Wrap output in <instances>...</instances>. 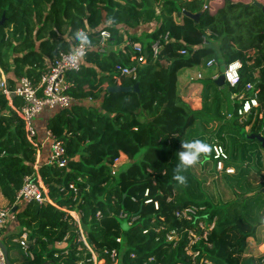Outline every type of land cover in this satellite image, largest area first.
I'll use <instances>...</instances> for the list:
<instances>
[{
    "label": "trees",
    "instance_id": "obj_1",
    "mask_svg": "<svg viewBox=\"0 0 264 264\" xmlns=\"http://www.w3.org/2000/svg\"><path fill=\"white\" fill-rule=\"evenodd\" d=\"M256 1L263 6L254 0H0V20L5 18L0 26V65L12 84L21 76L39 81L50 61L77 44L73 34L78 31L94 45L82 68L67 73L68 94L75 102L65 109L45 110L37 117L39 126L35 124L39 135L41 129H50L65 144L67 165L60 168L41 160L40 174L60 206L77 205L69 188L76 185L81 224L100 264H114L112 250L117 264H142L150 257L155 260L148 264H264V254L245 256L249 238L264 240V234H258L264 227V194L249 182L247 188L242 185L251 171L252 182L264 177L263 148L248 138L264 135V2ZM184 11L202 12L199 22ZM103 31L110 32L107 45L112 48L101 52ZM156 41L162 49L154 59L151 46ZM134 43L144 48L143 63L138 62ZM210 58L219 64L242 61L241 80L235 87H218L214 78L199 79L204 105L194 110L178 92L179 72ZM133 65L135 77L117 73L119 66ZM136 83L140 94L108 92L110 86ZM249 84L259 90V107L245 123L226 119L223 111L238 107V95L252 96ZM212 123L218 128L208 131ZM247 125L249 131L244 130ZM215 135L233 173L216 168ZM195 140L210 145L200 163L214 162V172L224 178L233 199H210L193 166L180 173L184 183L174 178L182 142ZM48 153L46 147L43 155ZM35 154L23 121L0 96V193L9 205L15 204L24 177L35 172ZM121 154L130 162L112 174L111 165ZM188 206L204 207L195 221L176 217L177 210ZM13 208L9 219L16 217L19 231L6 235V227L0 230L11 264H94L74 219L63 211L37 201ZM121 211L126 219L119 218ZM131 217L137 218L129 224ZM189 229L199 236L192 247ZM174 230L178 238L170 241L167 234ZM23 233L28 234L32 257L14 241ZM187 247L198 252L195 263Z\"/></svg>",
    "mask_w": 264,
    "mask_h": 264
},
{
    "label": "built area",
    "instance_id": "obj_2",
    "mask_svg": "<svg viewBox=\"0 0 264 264\" xmlns=\"http://www.w3.org/2000/svg\"><path fill=\"white\" fill-rule=\"evenodd\" d=\"M205 8H207L206 5ZM101 36V43L98 46V49L101 52H104L105 47L107 46V41L111 37V34L109 31H103ZM167 37L168 33L166 34L165 38ZM93 47L94 45L91 44L80 47L77 43L71 48V50L67 52H61L54 58L53 61L49 62V68L45 73L41 75L39 81H32L27 76H21L16 79L15 84H12L10 79L8 78L7 72L0 65V96H4L7 99L10 109L14 111L23 121L26 138L33 145L36 153V159L34 163L35 172L24 177L22 187L17 193L15 204L8 206L0 205V230L6 227L9 220V215L16 204H25L32 201H37L40 204L48 202L63 211L66 217H71L74 219L80 233V240H82L86 247L92 252L94 264H98L97 256L93 248L89 245L81 224V210L78 209L77 206L80 202V199H78V188L75 184H71L69 187L74 192V200H77V205L60 206L53 199H51L49 190L43 182L40 174V167L42 165L41 159L46 147H49V153L45 162L46 164L56 165L60 168H63L67 165L68 159L65 144L62 140H59L50 129L44 130L43 137L40 136L35 124L37 117L45 110L53 111L65 109L70 107L75 102V99L68 94L70 84L67 81V73L71 71H79L84 65L88 51ZM133 49L137 54L140 55V57L138 58V62L143 63V46L140 43H134ZM161 49L162 45L160 41H156L152 44L151 50L154 59H157ZM76 51L81 52L82 55L76 62L75 67H72L68 63V57L71 53ZM181 53L187 54V50L183 49L181 50ZM212 67H220V64L216 58H210L206 63V68L210 69ZM242 67L243 62L240 60H235L231 63L225 64V71L223 74L225 83L227 85L235 87L240 83ZM117 71V73H120V75H132L135 77L137 66H119ZM219 74L220 72L217 73L216 76H214V79H217ZM202 78L203 75L199 70L195 75L190 77V80L194 81ZM247 89L253 91L252 96L246 98L244 94L238 95L237 99L239 101V105L233 112L227 113V119H237L240 123H245L253 113V110L259 107V90L253 84H249L247 86ZM261 116L262 114L259 113V117ZM246 128L249 129L250 125H247ZM262 131L264 132V127ZM261 134L263 135V133ZM213 152V157L216 160L217 170L220 172L226 171L227 173H233V167L226 165L228 155L224 146L217 142L213 143ZM123 156L124 155L121 154L113 161L111 165L112 174L118 173L120 167L125 163L123 160ZM146 195H148V191L146 192ZM170 199L171 198H169V200ZM150 201L151 200H148L147 202ZM155 207L158 208L157 203H155ZM203 209L204 207L188 206L184 209L177 210L175 214L176 217L180 220L195 221L198 212ZM96 217L99 219L101 217V213L98 212L96 214ZM119 218L126 219L127 214L121 211L119 213ZM136 218L137 217H131L129 224H132L136 220ZM199 226L203 228L204 225L201 222L199 223ZM213 227L214 225L212 226V228ZM146 232L147 230L145 231V233ZM188 233V238L190 239V245L192 247V245L199 239V236L194 229H189ZM204 237H207V232L204 233ZM167 238L170 241L174 239L176 240L178 238L176 230L169 232L167 234ZM27 240L28 234L23 233L21 239H15L14 241L20 244L25 254H28L32 257V253L30 251ZM117 240L120 242L121 238H118ZM62 244L63 242L59 243V245ZM191 247H187V253L191 256L192 259H194L195 263L198 252L193 251ZM189 250L191 251L189 252ZM110 254L113 262L117 263L116 250H112ZM131 256L135 257V254L132 253ZM154 260V257H150L142 264H148V262H152ZM204 262L207 264H211L208 261H203V263ZM0 264H7L6 257L1 248Z\"/></svg>",
    "mask_w": 264,
    "mask_h": 264
},
{
    "label": "rangeland",
    "instance_id": "obj_3",
    "mask_svg": "<svg viewBox=\"0 0 264 264\" xmlns=\"http://www.w3.org/2000/svg\"><path fill=\"white\" fill-rule=\"evenodd\" d=\"M241 1H248V0H241ZM260 1L264 2V0H260ZM152 29H153V27L144 29L142 34L147 32V31H150ZM210 43L217 46V43L214 41H211ZM111 48H112V46L109 43L105 47V50H110ZM206 63L207 62H205L201 66L197 67V70L201 71L204 78H214V76H216L217 73H219V67H212V68L208 69V68H206ZM197 83H201V81L199 80V81H197ZM203 105H204V99H203ZM232 110L233 109L227 108L223 111V112H226L225 113L226 119H227V113L231 112ZM217 128H218V123H212V124L208 125V131H210V130L215 131ZM244 130L249 131V129H247V128H245ZM224 133L228 134L226 131ZM233 133H234V130L231 131L230 135ZM217 137L218 136L215 135V138H214L215 142L214 143L217 142V140H218ZM260 152H261V158H262L261 159L262 169L264 171V149ZM140 156H141V154H139L137 158H139ZM124 162L125 163L120 167V169L127 167L130 160L127 159V161H124ZM213 164H214L213 161H211V162L209 161L207 164L202 165L200 163V159H199V161L195 165H193V173L202 182L203 190L208 193V195L210 196V199H212L215 203H220V202L225 203V202L233 199L235 196L229 189L224 187V184H223L224 178L221 177L219 174L214 172ZM253 173H254V171H251L249 174L247 173L245 175L244 182L242 183L244 188H247L249 186L248 182L250 183L252 188H262V186L264 185V177L258 176L257 180L252 182L250 175ZM213 225L214 224L210 225V229L212 228ZM258 234L260 235V237H262V235L264 234V227L260 228V231ZM248 242H249L248 252L245 254V256L252 254L255 257H260L264 254V240L261 241L260 243H257L254 238H249ZM190 251L191 250H189V252ZM192 261L194 262V259H192ZM100 263L101 262H98V264H100ZM200 263H203V260ZM114 264H117V263L114 262ZM256 264H263V262L261 263V261H258Z\"/></svg>",
    "mask_w": 264,
    "mask_h": 264
},
{
    "label": "crops",
    "instance_id": "obj_4",
    "mask_svg": "<svg viewBox=\"0 0 264 264\" xmlns=\"http://www.w3.org/2000/svg\"><path fill=\"white\" fill-rule=\"evenodd\" d=\"M198 71L199 70H197V67L183 69L179 72V79H178L179 94L181 95L183 100L189 103L190 106L194 110H200L203 107V99H202L203 87L201 83H197V80H194V81L190 80V77L195 75ZM40 123H41L40 119L38 118L36 120V124L39 126ZM40 133H41L40 136H42L44 133V130L41 129ZM47 156L44 154L41 160L46 162ZM43 157H46V158H43ZM123 157H124L123 160L127 161L128 158L125 155ZM0 205L1 206L9 205L8 200L1 193H0ZM17 231H19L18 221L15 216H11V218L9 219V222L6 225L5 234L8 235V233H13ZM63 245L64 244L60 246H63Z\"/></svg>",
    "mask_w": 264,
    "mask_h": 264
},
{
    "label": "clouds",
    "instance_id": "obj_5",
    "mask_svg": "<svg viewBox=\"0 0 264 264\" xmlns=\"http://www.w3.org/2000/svg\"><path fill=\"white\" fill-rule=\"evenodd\" d=\"M73 39L78 43L80 47H84L90 44L88 36L83 31H78L73 34ZM82 55L81 52L76 51L69 55L68 63L70 66L75 67L76 62ZM182 150L179 151L178 163L174 169V178L180 183L185 182V177L181 175L183 171L187 170L191 166L195 165L202 154H207L210 151V145L200 140H195L181 144Z\"/></svg>",
    "mask_w": 264,
    "mask_h": 264
},
{
    "label": "water",
    "instance_id": "obj_6",
    "mask_svg": "<svg viewBox=\"0 0 264 264\" xmlns=\"http://www.w3.org/2000/svg\"><path fill=\"white\" fill-rule=\"evenodd\" d=\"M255 3L259 6V7H262V3L254 0ZM264 9V8H263ZM184 14L190 18H192L193 20H195L196 22H199V19L202 15V12H199V13H196V14H193V13H190V12H187V11H184ZM5 22V18L3 17L1 20H0V26L3 25ZM147 52L145 51V54ZM224 71H225V64H221L220 67H219V76L217 79H215V84L218 86V87H225L226 86V83H225V78H224ZM131 91H135L136 93L140 94V89H139V84L136 83L133 87H126V86H122V85H114V86H110L108 88V92L110 93H118V92H131ZM249 139H255V140H258L261 144V147L264 149V136L259 133V134H251L248 136ZM257 192H261L264 194V188H261L259 189ZM15 210V208H13V211ZM264 211V209H263ZM0 248L1 250L3 251L5 257H6V262L7 264H11L10 260H9V257H8V250L5 246V244L3 243V241L0 239Z\"/></svg>",
    "mask_w": 264,
    "mask_h": 264
}]
</instances>
